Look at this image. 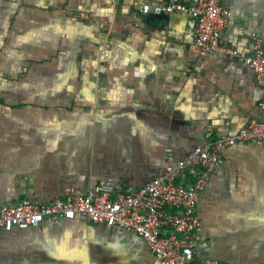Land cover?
<instances>
[{"label": "crops", "instance_id": "crops-1", "mask_svg": "<svg viewBox=\"0 0 264 264\" xmlns=\"http://www.w3.org/2000/svg\"><path fill=\"white\" fill-rule=\"evenodd\" d=\"M169 0H0V203H47L113 179L141 187L206 141L264 123V81L194 42ZM224 44L264 39V0H222ZM149 5L148 11H144ZM204 254L264 264V142L228 148L201 193ZM159 264L133 230L80 218L0 229V264Z\"/></svg>", "mask_w": 264, "mask_h": 264}, {"label": "built area", "instance_id": "built-area-1", "mask_svg": "<svg viewBox=\"0 0 264 264\" xmlns=\"http://www.w3.org/2000/svg\"><path fill=\"white\" fill-rule=\"evenodd\" d=\"M149 5L143 10L148 11ZM179 12L196 20L194 42L204 53L221 51L254 69L264 81V39L253 37L249 54L224 44L223 31L231 10L222 0H169L154 11ZM264 110V103L262 104ZM243 142H264V123L250 119L238 132L206 134V141L176 159L168 147L164 171L141 187L117 188L113 179L96 185L87 194L68 189L65 196L47 203L23 197L0 203V229L28 228L80 218L133 230L149 246L159 264H230L204 254L205 242L198 236L197 205L211 176L224 162L225 151ZM141 264H151L144 261Z\"/></svg>", "mask_w": 264, "mask_h": 264}, {"label": "water", "instance_id": "water-1", "mask_svg": "<svg viewBox=\"0 0 264 264\" xmlns=\"http://www.w3.org/2000/svg\"><path fill=\"white\" fill-rule=\"evenodd\" d=\"M158 13H170V12H168L167 10H165V9H163V10H161L160 12H158Z\"/></svg>", "mask_w": 264, "mask_h": 264}]
</instances>
